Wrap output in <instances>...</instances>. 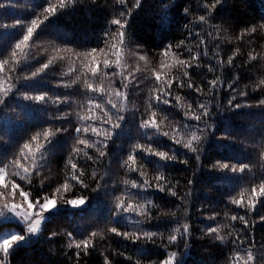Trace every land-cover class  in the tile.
Here are the masks:
<instances>
[{"label":"trees","instance_id":"trees-1","mask_svg":"<svg viewBox=\"0 0 264 264\" xmlns=\"http://www.w3.org/2000/svg\"><path fill=\"white\" fill-rule=\"evenodd\" d=\"M1 177L0 264H264V0H0Z\"/></svg>","mask_w":264,"mask_h":264},{"label":"rangeland","instance_id":"rangeland-1","mask_svg":"<svg viewBox=\"0 0 264 264\" xmlns=\"http://www.w3.org/2000/svg\"><path fill=\"white\" fill-rule=\"evenodd\" d=\"M3 177L0 179L2 180ZM17 190V189H16ZM0 197V221L1 220H16L20 222L25 231V236L37 234L43 222L48 217V211L57 208L53 200H46L43 203L33 202L29 196L17 190L9 193L7 199ZM85 204V200L79 199L71 203L72 207ZM3 211L5 214L3 215ZM2 214V216H1ZM24 236L17 230H3L0 232V248L7 249L13 243L22 241ZM163 264H175L174 257H170Z\"/></svg>","mask_w":264,"mask_h":264}]
</instances>
